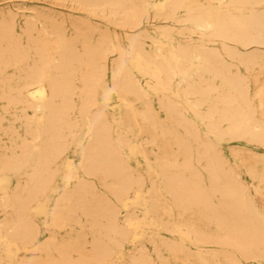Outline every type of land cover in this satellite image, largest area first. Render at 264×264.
Masks as SVG:
<instances>
[{
	"label": "bare ground",
	"instance_id": "6f19581e",
	"mask_svg": "<svg viewBox=\"0 0 264 264\" xmlns=\"http://www.w3.org/2000/svg\"><path fill=\"white\" fill-rule=\"evenodd\" d=\"M19 14L0 9V264H264V0Z\"/></svg>",
	"mask_w": 264,
	"mask_h": 264
},
{
	"label": "rangeland",
	"instance_id": "374dc122",
	"mask_svg": "<svg viewBox=\"0 0 264 264\" xmlns=\"http://www.w3.org/2000/svg\"><path fill=\"white\" fill-rule=\"evenodd\" d=\"M22 1H24L26 3L21 2V1L17 2V0H16V1H14L15 4H11V3H9V1L0 0V9L5 8L7 11L15 12L17 14L18 23L22 24V21L24 20V18L19 14V12H22L23 8H25L26 6L42 7L44 5V3H46V4H47V2L50 3V0H22ZM58 8L59 7H54L53 9L60 11ZM90 19H92L96 24L102 26L105 29H108V30L113 31V32L116 30V28L111 23L107 22L104 19H101V18H90ZM150 32H152V35H154V37L158 38L159 40L162 39V36L156 30L153 29V30H150ZM114 101H115V99L112 101V106L110 108L113 111H114L113 107L115 104ZM225 150H227V149H225ZM134 164H136V162H134ZM244 179L248 181V179L245 176H244ZM39 223L44 229L43 221L39 220ZM43 233H44V230H43Z\"/></svg>",
	"mask_w": 264,
	"mask_h": 264
}]
</instances>
